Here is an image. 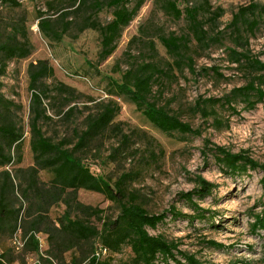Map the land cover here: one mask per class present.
<instances>
[{
  "label": "rangeland",
  "instance_id": "rangeland-1",
  "mask_svg": "<svg viewBox=\"0 0 264 264\" xmlns=\"http://www.w3.org/2000/svg\"><path fill=\"white\" fill-rule=\"evenodd\" d=\"M142 1L138 15L125 27L114 52L106 59L99 56L101 34L90 23L105 24L112 19L113 8L107 5V0L75 3L74 0H19L20 6L0 3V42L27 41L31 46L26 57L6 60L0 55V62H7L6 72L0 77L1 93L13 102L9 110L0 109V112L23 132L20 144L12 147L13 159L6 167L14 185L4 197V204L13 211L12 215L0 226V259L7 263L13 260L32 264L39 258L32 245L25 246L24 250L20 246V251L16 252L13 241L16 236L22 242L24 230L31 228L38 215L35 210L32 216H26L30 204L22 196V187L27 185L30 168L35 165L31 150L29 67L31 63L45 60L54 72L43 80L48 87L43 99L48 117L43 118L40 125L53 140L76 141V133L85 127L87 115L96 113L109 101L119 106L115 121L131 135V153L117 160L110 159L120 139L116 134H108L94 143L86 160L94 173L112 182L126 170L139 171L138 180L133 184L139 202L150 213H169L156 228L149 229L151 234L175 241L180 250L194 255L201 264H264V230L252 229L255 215L264 209L261 168L264 166V102L249 108L245 98L238 96L232 103L235 109L218 103L208 105L209 116L197 110L198 101L203 104L204 99L223 97L249 81L264 88L261 73L250 69L244 59L241 65L230 61L231 50L235 49L264 62V0H209L212 10L222 7L225 13L216 19L211 18L210 10L201 17L206 32L202 41L195 39L190 22L166 12L161 0ZM172 1L183 8L188 1L203 3L204 0ZM252 5L253 8L234 20L242 7ZM42 19L49 20L52 28L67 31L60 37L46 35L39 25ZM251 23L254 25L250 26ZM171 34L185 37L188 45L184 52L191 56L195 71L171 65L168 75L156 78L149 100L167 107L193 128L200 129V135L163 132L146 118L143 108L128 96L116 93L114 83L121 82L124 72L132 65L157 61L168 68L167 64L173 63V57L159 38ZM215 117L221 119L222 124H216ZM215 146L243 153L259 167L226 170L217 159V153L210 150ZM199 175L215 183L216 188L204 199L195 196L193 201L199 206L195 208L182 194L197 186ZM4 177L0 175V205ZM51 179L50 171H39L38 181L42 186L48 187ZM77 198L85 205L101 209L104 218H115L119 214V205L99 192L79 189ZM173 207L198 216L193 221L174 218L169 212ZM65 209L61 201L50 206L47 215L57 221ZM89 219L101 225L95 216ZM37 236L39 254H44L46 259L42 260L43 264L85 263L100 245L98 239H90L64 250L63 234L53 232V244H50L49 234L39 232ZM213 240L224 247L209 244ZM48 249L51 251L47 252ZM103 257L109 259L110 264H136L129 245H124L119 252L103 253ZM178 257L188 264L182 255ZM157 264L177 263L160 257Z\"/></svg>",
  "mask_w": 264,
  "mask_h": 264
},
{
  "label": "trees",
  "instance_id": "trees-1",
  "mask_svg": "<svg viewBox=\"0 0 264 264\" xmlns=\"http://www.w3.org/2000/svg\"><path fill=\"white\" fill-rule=\"evenodd\" d=\"M79 0H74L75 2ZM85 1V0H82ZM135 0H107V5L113 8L112 19L105 23H97L92 21L90 24L101 34V49L99 56L106 59L115 50L117 41L121 38L123 30L138 15L143 1L139 0L132 5ZM166 12L170 13L177 19L182 17L190 22V29L197 41H202L205 36L203 24V15L212 10L209 0L203 3L188 1L183 8L177 6L172 0H161ZM1 4H9L11 6H20L19 0H0ZM98 4V1H96ZM132 5V6H131ZM206 8L208 11H206ZM250 7H242L235 15L234 20L244 15ZM225 13L222 7H216L209 13L211 18H220ZM253 26L254 23H251ZM46 35L60 37L67 29L59 31L51 27V23L47 19H42L39 23ZM162 44L166 48L167 53L173 57V63H168V68L163 67L157 61L143 62L138 65H132L127 69L121 82H115L116 93L118 95L128 96L139 108H143L146 118L158 129L163 132L179 131L183 133H193L200 135V129H195L186 121L180 119L177 115L171 113L167 107L159 106L157 103L149 100L153 92V83L156 78L161 75H168L171 65L177 68L188 67L192 72V58L185 54L184 47L188 45L185 37L171 35L159 36ZM31 52V46L25 42H0V55H4L6 60L13 57H26ZM232 63L242 64V59L250 69L261 73L260 78L264 79V62L256 57H251L246 52H238L231 50ZM7 68V62H0V77L4 75ZM53 67L45 60H39L38 64L31 63L29 67L30 84L32 91L31 100V150L34 154L35 165L30 168V177L26 186L22 187V196L29 202L26 210V216L30 217L36 212L38 215L34 218L31 228L24 230L22 237V249L25 246L32 245L33 251L39 258L32 264H43L44 254L40 255V241L37 233L45 232L49 234L50 244H53L51 234L57 231L64 235L65 242L61 243L64 250L75 247L80 241L90 239H98L100 245L94 248L93 254L88 261L78 262V264H110L109 259L103 257V253L119 252L124 245H129L134 253V261L136 264H157L158 258L174 261L177 264L182 263L179 255L186 260L188 264H201L200 261L192 254H188L180 250L179 245L175 241L167 240L162 235L151 234L149 229H154L163 222L169 215L168 211L162 213H150L140 202L139 194L135 191L133 184L138 180L139 171L130 169L120 174V176L112 182L110 179L94 173L87 163L89 153L94 149V143L97 140L104 139L108 134H116L120 139L118 145L114 146L109 158L117 160L121 156L126 157L130 152L131 135L124 132L121 123L115 121L119 112V106L109 101L103 104L96 113H90L86 116L85 127L76 133V141L70 139L53 140L47 136L40 125L43 118L48 117L43 99L47 96V89L43 80L53 75ZM2 82L0 81V109L1 111L9 110L13 102L7 100L1 93ZM238 96H243L247 101L249 108L255 107L258 103L264 102V88L257 85L255 81H249L244 86L235 87L228 95L223 97H210L202 101H198L197 110L203 116H209L210 111L208 105L215 106L218 103L228 105L235 109L232 103L236 101ZM254 97L255 99H251ZM73 111V109L71 110ZM70 111V112H71ZM216 124H222L221 119L215 117ZM23 132L11 121L3 118L0 112V175H4L5 181L1 186L2 201L0 226L12 215V212L5 206L4 197L14 189L11 173L6 167L12 162V147H17L22 141ZM137 149V148H136ZM217 153V159L223 164L226 170H238L243 168H257L258 163L244 155L243 153H232L225 150L222 146H215L210 149ZM264 173V166L261 167ZM40 170H48L52 173V179L48 187L42 186L38 181V173ZM39 183V184H38ZM197 186L182 196L186 201L195 208H199L194 203V197L204 199L209 196L216 188V184L199 175L196 177ZM264 184V176L262 178ZM85 189L103 194L110 201L119 205V214L115 218H104L101 215L102 210L85 205L77 198V191ZM64 202L66 209L57 219L53 221L47 212L53 204ZM36 210V211H35ZM202 211V209H200ZM170 214L174 218H184L193 221L196 215L183 213L173 207ZM95 216L100 220V226L91 222L89 217ZM17 223V220H16ZM43 225V227H42ZM58 225V226H57ZM1 228V227H0ZM17 228V225L15 229ZM254 231L264 230V209L255 215L252 223ZM16 238V236L14 237ZM212 246L221 248L222 243L210 241ZM16 252H19L13 246ZM51 250L48 249L47 252ZM264 260V257H263ZM0 264H9L0 259ZM10 264H20L19 262L10 261ZM22 264H29L28 262Z\"/></svg>",
  "mask_w": 264,
  "mask_h": 264
},
{
  "label": "built area",
  "instance_id": "built-area-1",
  "mask_svg": "<svg viewBox=\"0 0 264 264\" xmlns=\"http://www.w3.org/2000/svg\"><path fill=\"white\" fill-rule=\"evenodd\" d=\"M13 242L15 243L17 249H19L20 246H22L21 241H19V239H17V237L14 238V241Z\"/></svg>",
  "mask_w": 264,
  "mask_h": 264
}]
</instances>
